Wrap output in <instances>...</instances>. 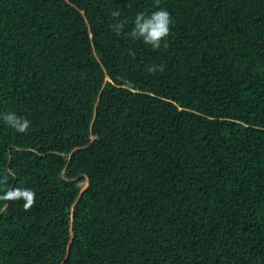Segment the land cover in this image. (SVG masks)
<instances>
[{"label": "trees", "instance_id": "1", "mask_svg": "<svg viewBox=\"0 0 264 264\" xmlns=\"http://www.w3.org/2000/svg\"><path fill=\"white\" fill-rule=\"evenodd\" d=\"M0 264H264V0H0Z\"/></svg>", "mask_w": 264, "mask_h": 264}, {"label": "rangeland", "instance_id": "2", "mask_svg": "<svg viewBox=\"0 0 264 264\" xmlns=\"http://www.w3.org/2000/svg\"><path fill=\"white\" fill-rule=\"evenodd\" d=\"M86 186V183H83L82 187H85Z\"/></svg>", "mask_w": 264, "mask_h": 264}]
</instances>
